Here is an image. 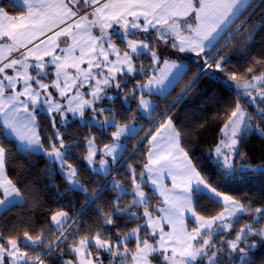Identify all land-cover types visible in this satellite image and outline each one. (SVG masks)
<instances>
[{"label": "snow or ice", "instance_id": "obj_1", "mask_svg": "<svg viewBox=\"0 0 264 264\" xmlns=\"http://www.w3.org/2000/svg\"><path fill=\"white\" fill-rule=\"evenodd\" d=\"M260 33L264 0H0V220L27 202L28 186L8 174L19 156L43 157L41 171L62 178L57 204L84 198L79 210L69 201L52 211L47 234L0 232V264H257L264 201L253 207L208 178L184 142L195 130L178 126L176 109L201 77L204 94L232 91L208 159L219 181L264 182V164L235 163L253 136L264 140V50L249 51ZM225 49L251 56L244 73L230 69ZM189 64L196 71L168 103ZM74 123L89 129L83 141L66 138ZM92 129L105 138L111 130L110 141L97 147ZM81 143L87 183L106 181L100 187L69 162ZM205 201L219 211H198ZM89 209L94 231L81 224Z\"/></svg>", "mask_w": 264, "mask_h": 264}, {"label": "trees", "instance_id": "obj_2", "mask_svg": "<svg viewBox=\"0 0 264 264\" xmlns=\"http://www.w3.org/2000/svg\"><path fill=\"white\" fill-rule=\"evenodd\" d=\"M7 2L8 0L5 1V3ZM233 44L235 45L236 41H234ZM262 50H264V33L257 35L255 45L249 49L252 56L259 55ZM226 53L230 56L229 67L232 71L244 73L252 62L251 56L246 57L239 49L235 51L225 49L221 55ZM189 68L190 71L188 75L172 91L171 96L168 98V103H171V101L176 98L181 89L187 84L188 79L191 78L192 73L196 71V67L193 64H189ZM208 83L206 77H201L186 100L177 106L176 118L178 126L185 127L187 130L194 129L196 133L195 135H186L184 142L191 148L192 153H194V160L198 162L199 167L206 171L208 178L212 181L219 182L221 191L242 201H252L253 207L258 206L259 203L264 201V195L261 194L264 192V182H262L260 178L254 177L251 180L237 183L219 181L216 175V168L208 159L209 150L216 145L220 137V128L226 119L224 115L225 110L230 111L231 107L234 106L233 92L222 84L204 94V90ZM117 107L121 114H129L125 108L119 105ZM133 107H135V105H133ZM41 122H45L43 118H41ZM139 123L144 125L145 130H147V120H141ZM201 124L203 127H199ZM91 131L97 135V146L99 148H102L104 143L110 141L111 130H109L107 138H105V136H100L96 133L95 129ZM88 132L89 129L81 127L78 123H74L65 133V136L69 140L83 141L88 135ZM143 134L144 133L141 132L140 136H143ZM140 136L128 142V151L124 153L125 158L128 157L129 153L132 151V145L136 144ZM146 151L147 147L141 146L140 153H145ZM243 151L247 153L246 160L250 164H264V140H261L257 136H253L252 139L244 145ZM140 153H137V158H142ZM84 154V144L81 143L80 146L75 149L72 159L69 162L81 169L80 179L82 182H85L86 186L90 187V189L102 186L106 181L100 180L99 184L90 185L87 183L90 179V175L82 159ZM238 159L241 160L240 158ZM29 160L31 161L30 163ZM45 167L46 160L43 157L30 158L19 156L9 164V176L17 181L18 186L22 189L27 185L29 195L26 197L27 202L24 207L14 209L3 220H0V232H4L5 235L19 232L22 238V233L25 230L29 231L32 235H37L43 228L47 234L51 230L48 218L52 211L59 210L62 204H66L69 201L75 209L79 210L84 199L79 193L67 197L65 200L61 201L60 204L56 203L58 199L57 190L63 192L66 185L59 175L52 177L43 173L41 170ZM118 178L124 179L123 176ZM111 179V176L108 177V180ZM114 195V193L108 192L100 201H97V204L104 207L106 202L113 198ZM33 199H35L36 203H33ZM68 210L70 215L75 214L70 209ZM197 210L203 211L204 214L207 215L215 214V212L219 211V208L205 201L204 208L201 209L198 206ZM85 220L87 221V225H85L84 231L89 230V226H91L92 231L100 226V222L91 209H89L86 216L81 220V224H83ZM243 222L242 220L241 223ZM239 226V224L236 225L237 228H239ZM73 228H75V225H73ZM72 258L70 254L64 256V259ZM255 259L257 264H261V261L264 260V246L259 247L255 252ZM105 264H107V260H105Z\"/></svg>", "mask_w": 264, "mask_h": 264}, {"label": "rangeland", "instance_id": "obj_3", "mask_svg": "<svg viewBox=\"0 0 264 264\" xmlns=\"http://www.w3.org/2000/svg\"><path fill=\"white\" fill-rule=\"evenodd\" d=\"M5 1H7V0H4V2ZM248 107V111L249 112H253L254 110H253V108L251 107V106H247ZM215 147V146H214ZM213 147V148H214ZM212 148V149H213ZM235 163H237V164H240V163H247V164H250L247 160H239L238 158H236V160H235ZM251 166H253V167H255V166H257V165H253V164H250ZM259 165H261V164H259Z\"/></svg>", "mask_w": 264, "mask_h": 264}, {"label": "crops", "instance_id": "obj_4", "mask_svg": "<svg viewBox=\"0 0 264 264\" xmlns=\"http://www.w3.org/2000/svg\"><path fill=\"white\" fill-rule=\"evenodd\" d=\"M98 147V146H97ZM99 159V156H97V160Z\"/></svg>", "mask_w": 264, "mask_h": 264}]
</instances>
